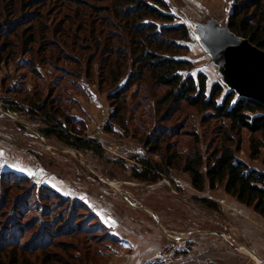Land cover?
<instances>
[{
    "label": "rangeland",
    "instance_id": "obj_1",
    "mask_svg": "<svg viewBox=\"0 0 264 264\" xmlns=\"http://www.w3.org/2000/svg\"><path fill=\"white\" fill-rule=\"evenodd\" d=\"M27 1L0 0V22L31 12ZM162 1L175 16L174 24H184L191 32L190 40L176 41V49L162 51L164 56L187 62L180 71L183 76L204 75L207 90L219 83L229 91L190 24L213 19L222 26L233 0ZM108 6L91 0H45L34 11L38 16L9 37L10 52L0 64V174L9 173L17 182L0 181V243L13 231L18 246L3 253L0 249V264H122V239L140 226L130 217L115 220L129 208L159 228L166 242L160 256L141 264H192L188 242L197 245L201 238L249 257L240 251L248 247L244 240L231 242L229 227L221 225L219 204L215 202L218 210L206 208L198 198H208L205 190L199 194L191 187L185 192L171 176L184 184L186 159L195 153L205 159L224 145L238 146V159L264 172L260 159L249 158L250 139L257 136L244 130L230 133L228 122L210 117L209 111L162 103L167 89L137 65L144 46L136 44L130 30L134 21L125 22ZM31 22L37 41L30 44L23 32ZM109 96L117 98L111 101ZM46 97L85 138L101 145V155L42 137L39 130L46 124L36 105ZM141 158L161 163L169 176L157 187L134 180L132 170L141 169ZM167 162L175 168L168 170ZM159 189L171 195L175 190L170 203L180 210L166 228L141 203L147 195L151 203L159 200ZM109 203L113 217L104 205ZM37 236H43V247L30 249Z\"/></svg>",
    "mask_w": 264,
    "mask_h": 264
},
{
    "label": "trees",
    "instance_id": "obj_2",
    "mask_svg": "<svg viewBox=\"0 0 264 264\" xmlns=\"http://www.w3.org/2000/svg\"><path fill=\"white\" fill-rule=\"evenodd\" d=\"M43 1L45 0H28L25 2L26 8L31 7V12L21 15L20 18L11 14L10 17L13 19L7 18L6 21L0 22V64L10 52L9 37L15 36L23 23L32 20L36 14L34 11ZM91 1L100 4L109 3L108 8L114 9L117 17L123 18L125 22L134 21L129 25L130 30L136 37V44L140 43L144 46L136 57L137 65L147 72L157 85L167 89L162 103H168L172 107L185 103L203 112L209 111L210 117L228 122L230 133L239 135L244 130L251 137L257 136L256 139H250L249 158L260 159L264 166V106L256 100L238 98L234 92H224L225 88L219 83L213 84L207 90L206 78L202 74H197L196 77L180 74L187 62L177 60L174 56H164L165 53L162 51L175 50L177 47L175 42L190 40L191 32L184 24H174L176 18L162 0ZM146 20L149 22H144ZM156 22L160 25L154 24ZM227 25L231 33L248 40L251 45L264 52V0H233ZM35 32L36 29L31 22L23 32L26 33V42L36 43ZM116 98L109 96L111 101ZM49 106L53 112L46 111ZM36 110V113H42L46 124L39 130L43 138L53 137L69 148L101 155V145L93 139L85 138L83 131L71 125L70 118L60 112L54 100L46 97L42 104L36 105ZM144 144L146 147L149 146L148 142ZM238 149V146L233 149L224 145L214 149L205 159L195 153L185 160L182 172L189 176L191 187L197 193L204 192L206 186L210 191L223 187L227 195L240 204L251 207L257 215L264 218V172L251 168L238 159L236 155ZM137 163L141 169L132 170V178L136 181L152 185L169 176L161 163L145 158L139 159ZM165 167L168 170L175 168L170 162H167ZM8 178H10L9 182H17L9 173L0 174L2 184L6 183ZM10 187L17 186L11 184ZM199 201L208 209L218 210L217 204L208 198L202 197ZM16 236L13 231L3 236V241L0 243L2 253L8 247L13 250L18 246ZM43 239V236H37V240L29 244L30 249L35 246L38 249L42 248ZM43 257L49 262L48 255Z\"/></svg>",
    "mask_w": 264,
    "mask_h": 264
},
{
    "label": "crops",
    "instance_id": "obj_3",
    "mask_svg": "<svg viewBox=\"0 0 264 264\" xmlns=\"http://www.w3.org/2000/svg\"><path fill=\"white\" fill-rule=\"evenodd\" d=\"M249 166L258 170L251 165ZM185 177L187 178L183 180L184 184L179 183L175 177L172 176L171 180H173L174 183H177L179 188H183L185 192H190L191 180L188 176ZM164 183L167 184L165 181ZM207 188L208 187L206 186L205 196L219 204V212L224 216V219L221 220L224 223H220L221 225L225 224L229 227L228 236L231 237V242H235L240 238L244 240L242 243H246L248 247L245 248L241 246L240 251L246 253L249 257L238 254L235 251L233 252V250H227L224 246L214 244L213 241L201 238L197 245H192V242H188V248L191 250H187L186 252L191 255L194 254V261L192 264H264V218L257 215L251 208L240 204L232 197L226 195L223 191V187H220L217 191H210ZM172 191L175 194L171 195L167 190L162 189L161 191L159 189L156 191L159 200H155V202L151 203L148 201L149 195H147L145 196L146 199L142 198L143 201L141 202L144 207H147L154 212L155 216L162 222L164 227L168 219L171 220L172 217H176L178 211L180 213V210L173 207L170 203L171 201H175L173 196L176 195V191L173 189ZM198 198H201V196ZM102 201V199H99L100 204L105 202ZM104 205L109 210V214L112 215L115 213V210L110 203ZM185 207L188 209V213H190V203ZM131 210L132 209L129 208V211L126 210L125 212L126 215H122L121 217L116 215L115 218V220L117 219L118 221L120 220V222H124L126 218L128 219L130 217L131 220L134 222L137 221L136 223L140 225L133 229V233L129 234L125 239L121 238L123 242L121 249L123 251H121L123 260L122 264H141L149 261V259L155 256H160V250L164 248L166 242L163 239V236H160L159 233L161 232L159 231V228H154L150 221L139 214L134 215L135 213ZM111 217H113V215ZM151 231H153L152 236L149 234ZM168 231L169 233H175L169 229ZM206 231L207 230H202V232L208 233V231ZM215 232H218V228H216ZM186 239L187 238H185L184 243L187 242Z\"/></svg>",
    "mask_w": 264,
    "mask_h": 264
},
{
    "label": "water",
    "instance_id": "obj_4",
    "mask_svg": "<svg viewBox=\"0 0 264 264\" xmlns=\"http://www.w3.org/2000/svg\"><path fill=\"white\" fill-rule=\"evenodd\" d=\"M195 26L200 46L217 66L228 90L264 106V52L231 33L227 22L221 26L207 19Z\"/></svg>",
    "mask_w": 264,
    "mask_h": 264
},
{
    "label": "bare ground",
    "instance_id": "obj_5",
    "mask_svg": "<svg viewBox=\"0 0 264 264\" xmlns=\"http://www.w3.org/2000/svg\"><path fill=\"white\" fill-rule=\"evenodd\" d=\"M192 27H193V29H192V33L194 34V36L197 38V41H198V43H199V41H200V37H199V35L196 33V26H195V22H191V24H190ZM113 185V184H112Z\"/></svg>",
    "mask_w": 264,
    "mask_h": 264
},
{
    "label": "snow or ice",
    "instance_id": "obj_6",
    "mask_svg": "<svg viewBox=\"0 0 264 264\" xmlns=\"http://www.w3.org/2000/svg\"><path fill=\"white\" fill-rule=\"evenodd\" d=\"M21 170H23V169H21Z\"/></svg>",
    "mask_w": 264,
    "mask_h": 264
}]
</instances>
